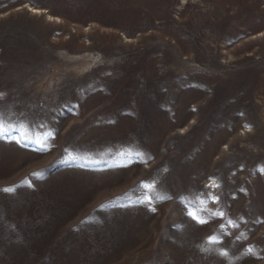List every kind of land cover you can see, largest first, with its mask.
I'll use <instances>...</instances> for the list:
<instances>
[{
    "label": "rangeland",
    "instance_id": "1",
    "mask_svg": "<svg viewBox=\"0 0 264 264\" xmlns=\"http://www.w3.org/2000/svg\"><path fill=\"white\" fill-rule=\"evenodd\" d=\"M0 93V264H264V0H0Z\"/></svg>",
    "mask_w": 264,
    "mask_h": 264
},
{
    "label": "snow or ice",
    "instance_id": "2",
    "mask_svg": "<svg viewBox=\"0 0 264 264\" xmlns=\"http://www.w3.org/2000/svg\"><path fill=\"white\" fill-rule=\"evenodd\" d=\"M2 96H3V94L0 93V98H2ZM246 127H249V126H246ZM5 138H11V137L9 135L8 127L5 126L4 120L2 118H0V139H5ZM40 150H43V149H40ZM260 171H261V173H264V168H261ZM34 175L38 176V175H41V174L40 173H36ZM3 191L11 192V191H14V189L13 188H7V189H3ZM220 215L222 216L223 213H220ZM199 222L204 223L205 221H199ZM209 242L213 243V242H215V239L214 238H210ZM248 252H250V253L253 252V249L249 248Z\"/></svg>",
    "mask_w": 264,
    "mask_h": 264
}]
</instances>
